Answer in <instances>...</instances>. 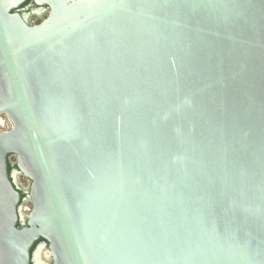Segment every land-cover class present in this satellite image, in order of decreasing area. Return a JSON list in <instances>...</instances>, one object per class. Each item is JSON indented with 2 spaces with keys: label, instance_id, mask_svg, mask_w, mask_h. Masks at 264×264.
Segmentation results:
<instances>
[{
  "label": "water",
  "instance_id": "95a60500",
  "mask_svg": "<svg viewBox=\"0 0 264 264\" xmlns=\"http://www.w3.org/2000/svg\"><path fill=\"white\" fill-rule=\"evenodd\" d=\"M26 3L0 0V264H264V0Z\"/></svg>",
  "mask_w": 264,
  "mask_h": 264
},
{
  "label": "flooded vegetation",
  "instance_id": "af4514ba",
  "mask_svg": "<svg viewBox=\"0 0 264 264\" xmlns=\"http://www.w3.org/2000/svg\"><path fill=\"white\" fill-rule=\"evenodd\" d=\"M28 1L29 0H27V3H28ZM26 3V4H27ZM26 4L25 5H23V6H21L19 9H18V12H19V14L20 15H24V14H27V16H28V22L30 23V24H38L40 21H41V19H43L44 17H45V14H44V11L42 12V13H39L38 15H35V14H30V12L29 11H26V10H24V8H25V6H26ZM32 17H34L33 19H31ZM41 17H43V18H41ZM32 20H34V22H31ZM9 164H10V166H11V170H13L14 169V166H12L11 164V162H9ZM10 170V171H11ZM19 177H22V176H20V175H17V180L19 179ZM25 181H26V189H28V187H29V185H28V181L25 179ZM24 191L22 192V195H21V198L23 199V201L21 202V204H20V209H22V207H23V205L25 204V203H29L28 201H26L27 200V195L24 193ZM24 200L26 201V202H24ZM36 249V247H33V249L31 250L32 252H34V250ZM42 250V249H41ZM41 250H38L37 251V254H36V260H37V264H45L43 261H41V258H40V251ZM44 250V249H43Z\"/></svg>",
  "mask_w": 264,
  "mask_h": 264
},
{
  "label": "rangeland",
  "instance_id": "374dc122",
  "mask_svg": "<svg viewBox=\"0 0 264 264\" xmlns=\"http://www.w3.org/2000/svg\"><path fill=\"white\" fill-rule=\"evenodd\" d=\"M33 18H34V17H32L31 19H33ZM41 18H43V17H41ZM31 22H34V20H32ZM3 119H4V116H3V115H0V120L3 121ZM9 161H10L11 163H14V158L11 157ZM18 182H19V184L21 185V187H22L24 190H26V181H25V178H23V177H19ZM22 210H23L26 214L29 213V211L31 210V204H30V203H25V204L23 205V207H22ZM47 251H48L47 249L44 250L45 253H48ZM41 256L43 257V251H42ZM43 258H44V257H43ZM49 261H50V260H47V262H49Z\"/></svg>",
  "mask_w": 264,
  "mask_h": 264
},
{
  "label": "built area",
  "instance_id": "2783aa9c",
  "mask_svg": "<svg viewBox=\"0 0 264 264\" xmlns=\"http://www.w3.org/2000/svg\"><path fill=\"white\" fill-rule=\"evenodd\" d=\"M11 124L9 122V120L4 116L3 121L0 120V132H5L8 129H10ZM30 212V211H29ZM25 213V212H24ZM28 214V213H27Z\"/></svg>",
  "mask_w": 264,
  "mask_h": 264
},
{
  "label": "bare ground",
  "instance_id": "6f19581e",
  "mask_svg": "<svg viewBox=\"0 0 264 264\" xmlns=\"http://www.w3.org/2000/svg\"><path fill=\"white\" fill-rule=\"evenodd\" d=\"M31 14V13H30ZM45 250V249H44ZM44 250L42 249L40 251V258H41V261H43L44 263H47V260H50V257H49V254L48 253H45ZM42 251H43V257L41 256L42 254ZM48 252V251H47Z\"/></svg>",
  "mask_w": 264,
  "mask_h": 264
},
{
  "label": "trees",
  "instance_id": "16d2710c",
  "mask_svg": "<svg viewBox=\"0 0 264 264\" xmlns=\"http://www.w3.org/2000/svg\"><path fill=\"white\" fill-rule=\"evenodd\" d=\"M10 170H11V166L10 164L8 165V172L10 173Z\"/></svg>",
  "mask_w": 264,
  "mask_h": 264
}]
</instances>
